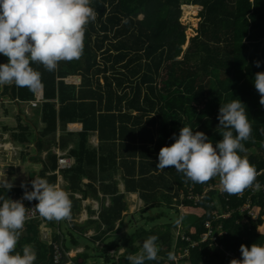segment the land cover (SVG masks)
<instances>
[{
  "label": "trees",
  "instance_id": "obj_1",
  "mask_svg": "<svg viewBox=\"0 0 264 264\" xmlns=\"http://www.w3.org/2000/svg\"><path fill=\"white\" fill-rule=\"evenodd\" d=\"M184 4V0H92L96 20L85 26L84 47L78 60L61 61L53 72L33 64L41 73L43 85L37 93L14 84L4 86L5 101L44 100L41 116L45 126L36 143L39 152L54 147L65 150L72 141L75 144L69 152L76 160L74 167L62 170L60 156L50 152L47 162L41 161L43 167H39L38 174L28 170L29 187L35 176L57 184L55 171L59 167L74 193L83 199L91 194L98 198L100 191L118 186L114 171L108 179L103 173L110 159L118 164L119 141L121 154L142 160L138 177L125 178L127 192L139 189L145 199V207L130 218L136 224L133 233L127 237L119 235L125 224L124 211L128 209L123 201L125 194L103 208L97 220L70 223L72 229L68 233L63 229V225L67 229L68 220L37 218L25 225L16 249L21 251L24 245H31L37 254L35 264H55L54 247L41 237L43 222L52 227L53 242L63 247L65 257L59 264L67 263L66 252L80 245L78 240L89 236L91 228L96 234L90 239L105 243L101 251L108 264H129L126 257L137 254L143 241L153 235L158 237L160 251L158 260L147 264H176L168 260L169 252L179 256L178 264H231L232 258L226 252L242 259V244H264V107L253 83L255 74L264 71V0L190 1L186 10L192 4L202 9L197 33L189 40L179 21ZM234 99L246 105L252 125L251 139L244 142L246 151L242 155L254 167L255 174L262 171L253 183L260 188L251 191L248 187L235 195L211 190L199 204L186 200V213L173 208L180 203L182 190L187 191L190 186L197 191L205 186H220L219 178L200 184L186 180L174 168L161 171L156 168L159 151L175 142L173 133L178 135L183 126L205 132L215 144L222 139L217 129L221 104ZM58 129L67 134L58 136ZM68 131L79 133L73 140L75 135ZM93 133H98L99 146L94 147L90 141ZM16 138L28 141L24 135ZM28 156L33 160L31 153ZM87 178L89 183L84 182ZM157 181L166 186L151 187ZM18 185L7 191L0 188V196L15 200L25 192L21 181ZM72 199L70 220L74 221L83 205L74 195ZM248 202L258 214L257 219L241 211ZM158 206L176 209L177 218L149 226L166 215L160 212L146 216L149 209ZM219 207L224 212L230 210L231 216L216 218L213 210ZM139 214L145 226L138 223ZM208 221L213 233L222 232L216 240L208 235ZM192 242L198 245L192 248ZM122 247L125 251L119 253ZM187 248L191 249L190 254L180 253ZM112 249L115 253L111 255ZM87 256H81L84 262Z\"/></svg>",
  "mask_w": 264,
  "mask_h": 264
},
{
  "label": "clouds",
  "instance_id": "obj_2",
  "mask_svg": "<svg viewBox=\"0 0 264 264\" xmlns=\"http://www.w3.org/2000/svg\"><path fill=\"white\" fill-rule=\"evenodd\" d=\"M91 3L92 0H0V55L8 58L6 63H0V87L14 84L37 93L43 85L41 73L33 64L53 72L61 61L78 60L84 47L85 26L96 20ZM253 83L264 107V71L255 74ZM217 118L222 139L214 144L205 132L183 126L178 135L173 133L175 142L159 151L156 168H174L193 183L203 184L219 177L221 191L235 195L256 179L254 167L242 155L246 151L244 142L251 139L252 125L240 99L221 104ZM31 185L27 190V183H22L25 192L19 200L0 196V264H35L37 259L31 245L16 250L29 218L24 200L38 201L33 208L48 221L71 219L69 194L58 184L34 177ZM12 187L11 181H0V188L7 191ZM183 209L186 213V205ZM157 240L155 235L146 238L137 254L126 257L129 264L158 260ZM240 252L242 259H234L231 264H264V244H242ZM167 258L177 260L172 252Z\"/></svg>",
  "mask_w": 264,
  "mask_h": 264
},
{
  "label": "crops",
  "instance_id": "obj_3",
  "mask_svg": "<svg viewBox=\"0 0 264 264\" xmlns=\"http://www.w3.org/2000/svg\"><path fill=\"white\" fill-rule=\"evenodd\" d=\"M197 7H200V9H202V7L199 5H197ZM1 57L2 55H0V63H3ZM43 102L44 100H42L38 104V106H32L30 102L27 103V102H20V101H14L12 99H9V100H6V102L3 103L2 105L0 104L1 105L0 106V131H2L6 135L7 137L6 141L11 142L13 148H15V150L3 151L2 154H0V174L5 173V174H9L10 177H14V176H17L16 174L21 173L24 175V177L19 179V181L24 183L23 182L24 179L27 181L26 177H27L28 170L32 169L34 170L36 174H38L40 170L39 167L40 166L43 167V164L41 161L47 162L50 152H56L58 156L65 155L67 158L73 159V157L70 156L69 152L75 146L74 141H72L70 146L66 148L65 150H59V149H56V147H54L51 151L46 150V151H42L41 153L37 149L36 147L37 140L40 137V132L43 130L45 126L42 121V116H41ZM78 125H81V124H78ZM24 128H26V130ZM68 132L69 133L71 132V134L75 135L73 140L77 137L79 133V131H68ZM61 134H67V132H64L63 130L58 129V136H60ZM17 135H24L28 139V141L27 142L20 141L19 139L16 138ZM90 141L94 147L99 146L100 140L98 137V133H93L91 135ZM117 144H118V147H120L121 145L120 141ZM118 147H117V153L119 156L118 164H115L114 160L110 159V162L107 163L108 166L107 164H105L106 170L103 173L104 178L106 177L105 179H108V178L113 177L111 174L114 171V178L116 181L119 182L118 186H116V189H115V186H109V189L107 188L108 189L107 191H103L101 189L103 192L102 193L100 191V185H99L100 183H97L96 186L99 188V191H100L98 198L91 194L90 196L87 197V199H83L81 194L74 193L71 189H69L70 186L66 178L63 176V171H60L58 174L57 172L59 171V167L57 171H55V173L58 175L57 184L69 194V198L71 202L73 200L72 199L73 195L75 197L80 196V199L84 200L82 213L79 214L74 221L68 220L67 223L78 222L82 224V223L87 222L90 219L97 220L100 215L101 210L105 207L107 208L110 207L113 204L114 199L122 194L126 195L123 201L127 203L128 208L134 206V210H135V208L140 209V208L145 207V201H144L145 199H143L140 190L137 189L136 191L127 192V186L125 185L126 177H133V176L138 177V173L141 168L142 160L138 156L130 157V156H127L126 153L121 154V151L118 149ZM29 153H31L33 160L29 159V156H28ZM133 160L135 161V164L132 163ZM120 163H121V168H120ZM75 165H76V160L72 167H74ZM125 167H128V169H125ZM154 169H155L154 166L151 167L152 173ZM63 170H66V169H63ZM155 174H158V173H155ZM35 177H40V176H35ZM60 178L62 179V181H60ZM0 180H1V175H0ZM84 182L89 183L90 180L87 178L85 179ZM14 184H17V182ZM156 186H166V185L163 184L162 182L160 183L159 181H157L151 187H156ZM31 188L32 187H29L27 185V189L31 190ZM134 210L131 213H133ZM123 215L125 217L126 214H123ZM119 225L120 224L117 223L116 228H119ZM42 231H47L48 233L51 232V237L53 240L54 234H53L52 227L49 228L46 224H44L42 227ZM87 234H89V236H86V235L81 236L80 239L78 240L79 241L78 244L80 245L72 246L71 249L67 251L71 253L72 258H69V262L66 264H89L88 262L89 258L90 257L93 258L94 255L96 256L95 252L100 251L104 247L105 243L103 241L100 240V241L94 242L92 241L93 239H90L94 237L96 234L95 228L89 229ZM92 242H94V244H92ZM120 250L124 252L125 248H120ZM110 251H115V250L112 249ZM86 253L88 254L87 257L89 258L86 262H84L81 256ZM77 259H80L82 262L78 263ZM55 264H59V263L55 262Z\"/></svg>",
  "mask_w": 264,
  "mask_h": 264
},
{
  "label": "built area",
  "instance_id": "obj_4",
  "mask_svg": "<svg viewBox=\"0 0 264 264\" xmlns=\"http://www.w3.org/2000/svg\"><path fill=\"white\" fill-rule=\"evenodd\" d=\"M41 101H42L41 99H37V100L28 101V102H30V104L32 106H38V104ZM5 102L6 101L4 100V87H0V104H3ZM70 129H72V128L70 127ZM6 140H7L6 135L4 133L2 134L1 131H0V153H2L3 151H8V150H15V148H13V146H12V143L11 142H7ZM74 162H75L74 159H70L69 160V158H67L65 155H60L59 166H60V168L62 170L71 168L74 165ZM59 172L60 171H58L57 173L59 174ZM261 173H262V171L260 172V174ZM60 181H62L61 178H60ZM259 188H260L259 184H253L252 186L249 187V189L251 191H256ZM27 190H29V189H27ZM211 190L212 191L218 190L221 193H223L221 191L220 186H205L202 191H197L195 186L187 187V191H182L180 193L181 194V196H180L181 204L183 206H185L183 201H186L188 199L192 200L194 204H199L206 198L207 194ZM23 195H24V193L21 194L20 196H18L15 200L21 199L23 197ZM241 195H243V194H241ZM24 204H25V206L27 208V212L29 214V218L25 221V225L27 223L33 221L34 219L42 218V217L39 216V214L33 208L36 205V203H34L33 201L24 200ZM210 205H212V203H210ZM241 211L242 212L247 211L249 213V215L253 219H257L258 218V214H256L254 211L251 210L250 202L246 203L241 208ZM220 213H222V214H220ZM213 215H215L216 218H220V217L228 218V217L231 216V211L229 210L228 212H224V211H221L219 209H214L213 210ZM244 222H248V219H244ZM44 224H46V223H42V225L40 227L42 240L44 242L48 243L49 245H52L54 247V254H53L54 260H55L56 263H60L62 261V259H64V257H65L64 256L63 247H62L61 244L53 242L52 237H51V232L48 233L47 231H42V227H43ZM25 225H24V227H25ZM206 225L210 228V232L208 233V235H210V238H212L213 240H216V238L218 236L222 235V232H219L218 235H216L215 232L213 233V231H212L213 227H212V223L210 221H208L206 223ZM177 234H179V232ZM20 236H21V234H20ZM20 236L18 238V241L20 240ZM183 238L185 239L186 237L183 236ZM186 240L190 241V238H186ZM191 245H193L195 247L198 244L192 242ZM114 253H115V251H110L111 255L114 254ZM119 253H123V251L120 250ZM180 253L187 254L188 253V248L185 249L184 252H180ZM226 254H227V256L232 258V261L234 259L238 260V258L236 257V255L233 252H226ZM66 255L69 258H72V255H71L70 252H66ZM176 257H177V260L175 262H176V264H178L179 256L176 255Z\"/></svg>",
  "mask_w": 264,
  "mask_h": 264
},
{
  "label": "rangeland",
  "instance_id": "obj_5",
  "mask_svg": "<svg viewBox=\"0 0 264 264\" xmlns=\"http://www.w3.org/2000/svg\"><path fill=\"white\" fill-rule=\"evenodd\" d=\"M190 1H192V0H184V2L186 4H184L182 6V15H181V18L179 19L180 23L186 29V36L188 35V40H189V36H192L193 37L197 33L198 26H199V23H200V15L199 14H200V11H201L200 7L197 8L196 7L197 5H192L191 7H189V9H187V10H192V11H190L189 13H187V10L184 7H185V5H187V3H190ZM186 14H188V15H186ZM194 20L196 21V23L194 22ZM187 44L184 46V49H186ZM1 59H2L3 63H6L7 60H8V58L5 57V56H3V55L1 57ZM1 133L3 134L2 131H1ZM73 159L75 160L74 157H73ZM260 172H257L256 173V177H259L260 176ZM0 175H1V180L0 181L9 180V181H11L13 183V186H19L18 185L19 179H21V178L24 177V175L21 174V173L16 174L17 176H14V177H10L9 174H5V173H1ZM217 178H219V177H217ZM16 182H17V184H14ZM23 182L26 183V180L24 179ZM76 198H78L79 200L78 199L77 200L79 202H81V205H83L84 200H80V196L79 197L76 196L75 199ZM179 198H180V196H179ZM216 201L218 202L219 200L216 199ZM210 206H212V205H210ZM177 207H178L179 210H184L183 209L184 206L182 204H180V203H177V204H174L173 205V208H177ZM128 209L129 210L124 211V214H126L125 217H124L125 224L121 227V230L119 232V235L126 236V237L128 236V234L130 232L131 233L134 232V228H135V225H136L134 220H132L130 222V218H131L132 214L134 216H136L139 213L138 211L141 210V208L140 209L139 208H135V210H134V206H133V207H130ZM133 210H134V212L131 213ZM160 212H164V213H166V215L161 216L159 219H157L155 222H153V224H150L149 226H153L154 224H165L166 222H169L171 219H176L177 218L176 209H171V208H168L167 206L153 207V208H151V209H149L147 211L146 216L147 215L148 216L149 215H154V214L157 215ZM138 218H139V222L138 223L141 224V226H145V224H143L145 220H142L143 217H141V214H139L138 217H136V219H138ZM71 227L72 226L70 225V223H67V229L63 225V229L64 230L66 229L65 231L67 233H68L67 230L70 229ZM185 240H186V238H185ZM175 247H176V245H175ZM191 247L193 248L194 246L191 245ZM122 248H124V247H122ZM190 252H191V249H188V253L187 254H190ZM95 253H96V256L94 255L93 258L92 257L89 258V261H88L89 264H97V263L98 264H108L107 261H106V259H105V255H104V253H102L101 250L100 251H96ZM66 261H67V263L69 262V257H68V259H66ZM72 262H73V260H72ZM77 262L78 263H81L82 261L80 259H77Z\"/></svg>",
  "mask_w": 264,
  "mask_h": 264
},
{
  "label": "bare ground",
  "instance_id": "obj_6",
  "mask_svg": "<svg viewBox=\"0 0 264 264\" xmlns=\"http://www.w3.org/2000/svg\"><path fill=\"white\" fill-rule=\"evenodd\" d=\"M197 7V6H196ZM198 8V7H197ZM190 11H192V10H187V13H189ZM186 15H188V14H186ZM204 240H206V238H204Z\"/></svg>",
  "mask_w": 264,
  "mask_h": 264
}]
</instances>
